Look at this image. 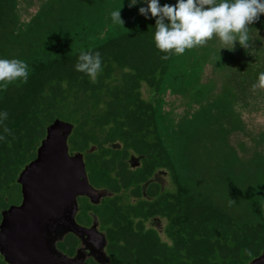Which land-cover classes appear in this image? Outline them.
<instances>
[{
	"label": "rangeland",
	"instance_id": "rangeland-1",
	"mask_svg": "<svg viewBox=\"0 0 264 264\" xmlns=\"http://www.w3.org/2000/svg\"><path fill=\"white\" fill-rule=\"evenodd\" d=\"M128 2L12 0L7 27L0 31V58L28 63L39 58L42 42L53 37L75 38L76 51L92 49L153 19L139 14L145 5L129 8ZM119 8L124 24L111 21L110 12ZM248 28L247 47L238 41L224 45L213 36L178 55L156 101L165 117V137L188 142L181 161L188 165L190 185L210 188L212 199L235 222L252 214L264 226V88H253L264 72V15ZM144 98L154 102L146 88ZM61 119L70 122L65 115ZM6 197L17 202L20 187Z\"/></svg>",
	"mask_w": 264,
	"mask_h": 264
},
{
	"label": "trees",
	"instance_id": "trees-1",
	"mask_svg": "<svg viewBox=\"0 0 264 264\" xmlns=\"http://www.w3.org/2000/svg\"><path fill=\"white\" fill-rule=\"evenodd\" d=\"M11 1L0 0L1 32L7 27L4 20L12 12ZM154 23L153 18L145 25L135 26L126 34L87 50L76 51L78 43L72 37L45 39L37 52L39 58L27 63V82L17 80L0 88V111L8 114L0 123V211L11 202L6 197L10 190L20 187L17 177L36 157L47 126L62 115L70 117L75 125L73 139L80 141L72 144V150L84 151L94 144L101 153L106 150L102 140L116 143L124 139L135 142L137 150L149 144V136L122 137L120 133L156 131L157 145L161 146L157 161L168 162L173 158L174 162H182L181 156L188 152V142L178 141V148L174 150L175 144L171 151L163 146L167 140L162 130L165 117L156 101L166 85L167 71L178 55L167 54L166 59L162 58L166 54L155 48L152 39ZM81 50L101 55L102 70L94 82L75 70ZM145 88L152 92L154 102L145 100ZM5 128L9 131L5 132ZM98 131L112 134L101 139L94 133ZM79 132L94 134L82 137ZM190 195L204 197L200 210L205 215L206 236L211 238L205 245L190 250L191 264H246L264 251V226L252 214L245 222H235L218 207L210 188L205 186H190ZM218 225L221 246L215 249L214 228Z\"/></svg>",
	"mask_w": 264,
	"mask_h": 264
},
{
	"label": "flooded vegetation",
	"instance_id": "flooded-vegetation-1",
	"mask_svg": "<svg viewBox=\"0 0 264 264\" xmlns=\"http://www.w3.org/2000/svg\"><path fill=\"white\" fill-rule=\"evenodd\" d=\"M94 133L101 139L112 134ZM94 133L79 132L78 135ZM157 134L146 130L121 132L122 137L149 136V144L136 150V143L128 139L116 143L102 140L106 150L99 153L98 145L91 144L90 147L97 149L90 153V147L84 151L72 150V144L80 142L73 139V131L68 139L70 155L83 154L88 181L96 195H78L76 209L72 204L69 210L65 207L64 213L68 214L65 221L60 219L61 211L54 213L53 221H43L42 231L56 234L50 237L56 247L55 261L59 259L64 264H191L190 250L211 240L206 236L205 215L200 210L204 197L190 195L188 165L174 162L173 158L159 163L161 146L157 145ZM175 144L174 150L178 148V141L167 139L163 146L171 151ZM109 149L114 151L109 152ZM22 202L20 186V199L11 201L5 209L20 206ZM5 209L0 211V223ZM220 231V225L214 228L215 249L221 246ZM38 253L43 259L50 260L53 256L48 253L49 258H46L41 248ZM27 255L37 258L35 250ZM0 264H12L1 251Z\"/></svg>",
	"mask_w": 264,
	"mask_h": 264
},
{
	"label": "water",
	"instance_id": "water-1",
	"mask_svg": "<svg viewBox=\"0 0 264 264\" xmlns=\"http://www.w3.org/2000/svg\"><path fill=\"white\" fill-rule=\"evenodd\" d=\"M74 129L72 122L55 119L47 126L36 158L17 177L23 202L20 206L5 209L0 223V251L12 264H64L54 259L56 247L50 237L56 234L43 232L42 223L53 221L56 211L62 212L60 219L65 221L68 219L65 207L69 210L72 204L76 209L78 195H96L88 181L83 154L70 155L68 139ZM96 149L92 146L89 152ZM40 248L45 250L46 258H49L48 253H52V259L41 258ZM34 250L37 258H28L27 254ZM250 264H264V251Z\"/></svg>",
	"mask_w": 264,
	"mask_h": 264
},
{
	"label": "clouds",
	"instance_id": "clouds-1",
	"mask_svg": "<svg viewBox=\"0 0 264 264\" xmlns=\"http://www.w3.org/2000/svg\"><path fill=\"white\" fill-rule=\"evenodd\" d=\"M138 3L145 5L138 8L139 14L146 20H155L152 39L155 48L166 54L164 59L167 54L182 55L213 36L224 45L234 46L238 41L241 47H247L248 25L258 22L264 15V0H175V3L163 4L160 0H129L128 7ZM110 17L114 24H124L121 8L111 11ZM75 70L94 82L102 70L100 53L81 50ZM28 77L29 66L25 61L0 58V88L17 80L27 82ZM257 79L258 85L254 84L253 88H264V72H260ZM7 115L6 111H0V123ZM4 131L9 130L5 128Z\"/></svg>",
	"mask_w": 264,
	"mask_h": 264
}]
</instances>
